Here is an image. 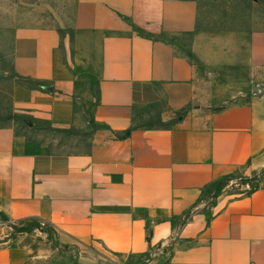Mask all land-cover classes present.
<instances>
[{
  "label": "crops",
  "instance_id": "crops-1",
  "mask_svg": "<svg viewBox=\"0 0 264 264\" xmlns=\"http://www.w3.org/2000/svg\"><path fill=\"white\" fill-rule=\"evenodd\" d=\"M197 20L192 0H0V218L75 264H264V30ZM231 73L247 96L202 106ZM151 107L167 126H138ZM0 228V264H69Z\"/></svg>",
  "mask_w": 264,
  "mask_h": 264
},
{
  "label": "rangeland",
  "instance_id": "rangeland-1",
  "mask_svg": "<svg viewBox=\"0 0 264 264\" xmlns=\"http://www.w3.org/2000/svg\"><path fill=\"white\" fill-rule=\"evenodd\" d=\"M197 5L198 12V27H206L209 29H234V30H264V0H192ZM235 74H230L224 81L231 82L234 80L238 82L237 85L229 84L228 86H218L220 91L215 90V83L212 81L213 78L206 79L203 87L201 88V100L200 104L206 106L210 104L211 100L214 98L215 94L218 92H227L228 96H233L232 100H243L249 92L248 86L244 85L245 78L238 75V77L233 76ZM233 77V78H232ZM229 80V81H228ZM219 82V81H217ZM92 89V87H91ZM256 92L259 94L264 93V86L260 85L255 88ZM207 101V103H206ZM206 103V104H205ZM6 103L0 105V114L2 112L5 114ZM85 111L90 115L92 109V101L87 102L84 105ZM147 113L143 117L138 118V126L142 127H152L158 124L157 111L154 107L149 110L144 111ZM6 118L0 115V124L6 122ZM254 181L250 183L253 185ZM218 188L216 186L209 187L203 191V196L209 201L215 194ZM203 198V197H201ZM189 214L187 213L185 217ZM182 218H179L175 223H179ZM0 222L11 227V237H14L19 232H34L40 231L48 234L52 243V248L61 255L65 263L75 264L77 263L78 250L72 249L70 247H59V245L54 241V235L49 230V227L42 223L38 219H25L20 221H9L4 218H0ZM6 229V228H4ZM7 230L4 231V233ZM0 232L2 229L0 228ZM166 255V253H164ZM164 255V256H165ZM147 257L139 256L131 258L128 264H150L147 261ZM164 262V261H163ZM162 262V263H163ZM79 264V263H78ZM158 264V263H157Z\"/></svg>",
  "mask_w": 264,
  "mask_h": 264
},
{
  "label": "trees",
  "instance_id": "trees-1",
  "mask_svg": "<svg viewBox=\"0 0 264 264\" xmlns=\"http://www.w3.org/2000/svg\"><path fill=\"white\" fill-rule=\"evenodd\" d=\"M158 126H167L168 124H162L160 121H159V119H158V124H157ZM215 186V184H211V185H209L207 188H209V187H214ZM206 188V189H207Z\"/></svg>",
  "mask_w": 264,
  "mask_h": 264
}]
</instances>
